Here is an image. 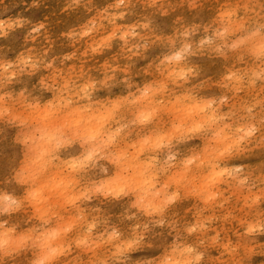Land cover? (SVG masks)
<instances>
[{
  "label": "clouds",
  "instance_id": "clouds-1",
  "mask_svg": "<svg viewBox=\"0 0 264 264\" xmlns=\"http://www.w3.org/2000/svg\"><path fill=\"white\" fill-rule=\"evenodd\" d=\"M186 2L19 0L0 13V145L12 153L0 163V264L21 251L25 264H133L125 253L145 244L146 264L264 257V0L156 23ZM98 53L118 54L117 67L96 70ZM57 164L80 195L21 233L13 218ZM188 196L191 219L173 211ZM217 221L234 232L227 245Z\"/></svg>",
  "mask_w": 264,
  "mask_h": 264
},
{
  "label": "bare ground",
  "instance_id": "bare-ground-1",
  "mask_svg": "<svg viewBox=\"0 0 264 264\" xmlns=\"http://www.w3.org/2000/svg\"><path fill=\"white\" fill-rule=\"evenodd\" d=\"M172 7H173V11H170L167 16H164L163 21L161 22V24H159L160 27H166V26L171 25L172 20L175 18L176 15H179V14H183L191 18L193 15H195L198 12L201 18H213L217 15L216 14L217 9L226 8V3L225 2H208V3L200 2V5L198 7H194L193 10L191 11H189V9H184L180 6L177 7L175 4ZM133 11L139 12L140 8L136 7L135 9H133ZM60 23H63V22H60ZM63 28H64V25L61 28L57 27L56 25L54 26L53 28L54 39H55V35H58V32L63 30ZM55 48L56 47H54L53 49ZM97 55L102 56V58L99 59L97 62V65L100 64V67L101 66L103 67L101 72L108 70L109 68L115 69L117 67L118 54L113 53L111 56H104L98 53ZM77 67H79V65ZM121 67H123V65H121ZM140 67H144V65L141 64ZM212 68H213V71H211ZM133 70H136V69H133ZM207 71H208L209 77H212L214 80L216 78V73L218 72V68L216 66H209ZM163 123L164 121L161 122V126L163 125ZM0 146L4 148L3 153L5 154L4 161L0 163H3L6 168L7 163L9 162V158L11 157L12 153L7 146L5 145H0ZM66 166L71 169H76L81 166V160L77 157H72L67 161ZM122 179L123 177L114 175L113 177L108 178L106 182V186L107 184H111L113 187H115L120 184ZM221 190H223V186ZM79 195L80 193L76 192L72 188V185L69 182L68 178L66 177L62 167L59 164H57L51 170L48 171L47 175L43 177L39 186L35 187L31 191V200L33 202L32 205L28 209H26L25 212L22 213L21 215L14 217L13 223L16 225L17 229L21 233H23L27 231L31 226H34L33 221L38 215H42L45 212L52 211L53 208H55L57 211L60 212L61 215H63L64 210H65L63 207L65 200H69L68 207L71 208L70 198H75ZM237 198H238L237 196H233L232 203H234ZM99 199L103 201V197H100ZM110 203L112 205H115L116 203L115 198H111ZM102 211L106 214L108 219H111L113 215H116V216L119 215V211L115 207H112V208L105 207V208H102ZM173 211H175L176 213H180L179 216L183 215L184 218H189V219L193 218L195 212L197 211L195 197H192V196L186 197L183 202L178 203L174 207ZM182 211H184V214L182 213ZM216 226H217L218 231L222 230L221 236L224 238V244L227 245V243L231 241V239L228 238L230 237L231 234L233 235V238H234V232L228 231V229L231 228V225L227 221H217ZM224 229L226 230L223 231ZM150 251L151 249L148 247L147 244L140 246V247L132 246L125 253V255L131 256L133 264H146V261L151 259V257L148 255H145V253H148ZM217 254L218 253L215 251V249H213V255L215 256ZM260 258H264V257H258L256 255H253L250 258L249 264H258V259ZM16 259H17V264H25L26 254L24 252H21L20 255L17 256Z\"/></svg>",
  "mask_w": 264,
  "mask_h": 264
},
{
  "label": "rangeland",
  "instance_id": "rangeland-1",
  "mask_svg": "<svg viewBox=\"0 0 264 264\" xmlns=\"http://www.w3.org/2000/svg\"><path fill=\"white\" fill-rule=\"evenodd\" d=\"M19 2V0H3V3H0V13H2L3 12V10H4V8L5 7H11V5L12 4H15V3H18ZM192 2V0H188V2H186V3H181L179 6L180 7H182V8H184V9H189V3H191ZM200 2H205V3H208V2H225V0H199V3H196L195 5H194V7H198L199 5H200ZM193 7V8H194ZM193 8H192V10H193ZM226 8H227V5H226ZM226 8H219V9H217V11H216V14H219L222 10H224V9H226ZM20 11H22V9H16V10H13V11H11L8 15H7V17H2V18H4V19H6V21L7 22H10L11 20H13V19H15L16 17H17V15H18V13L20 12ZM167 16V15H166ZM163 19H164V16H159L158 14H157V19H156V23L159 25V24H161V22L163 21ZM57 27H59V28H61L62 26H63V23H57V24H55ZM49 44L51 45V47L52 48H54V47H56L57 46V43H58V41H56L55 39H54V37L53 36H51V37H49ZM82 50V49H81ZM102 66L100 67V64L99 65H96V70H98V71H102ZM211 71H213V68H212V70ZM211 73V72H210ZM1 147V146H0ZM0 151H4V148H0ZM231 202H233V200L231 201ZM182 213L184 214V211H182ZM178 215H180V213H177ZM181 218H184V216L182 215V216H180ZM228 229V228H227ZM230 229V228H229ZM228 229V230H229ZM226 229H224L223 231H225ZM229 239H234L233 238V235L231 234L230 235V237H228ZM21 252H23V251H21Z\"/></svg>",
  "mask_w": 264,
  "mask_h": 264
}]
</instances>
